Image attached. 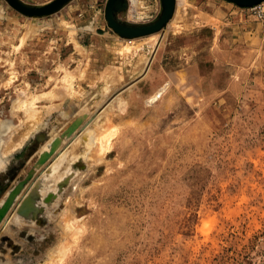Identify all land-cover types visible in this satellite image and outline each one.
<instances>
[{"label": "rangeland", "instance_id": "374dc122", "mask_svg": "<svg viewBox=\"0 0 264 264\" xmlns=\"http://www.w3.org/2000/svg\"><path fill=\"white\" fill-rule=\"evenodd\" d=\"M105 3L0 0V264H264V1Z\"/></svg>", "mask_w": 264, "mask_h": 264}, {"label": "water", "instance_id": "95a60500", "mask_svg": "<svg viewBox=\"0 0 264 264\" xmlns=\"http://www.w3.org/2000/svg\"><path fill=\"white\" fill-rule=\"evenodd\" d=\"M7 3L13 7L20 14L28 17H41L58 11L64 7L71 0H50L42 5H33L26 3L22 0H6ZM161 1V12L158 17L152 21L145 23H128L121 21L117 14L120 11L125 10L127 7V0H106L104 17L108 26L120 37L131 39L144 35L155 33L165 27L169 22L170 18L174 14L176 0H160ZM236 3L239 6H252L264 0H229ZM76 124L69 128V131L74 129ZM48 153H45V157ZM9 200H7L2 207H0V220L3 218L8 208Z\"/></svg>", "mask_w": 264, "mask_h": 264}, {"label": "bare ground", "instance_id": "6f19581e", "mask_svg": "<svg viewBox=\"0 0 264 264\" xmlns=\"http://www.w3.org/2000/svg\"><path fill=\"white\" fill-rule=\"evenodd\" d=\"M37 114L36 113H29L27 116V119H28V121H27V123H26V126H25V129H22L21 130V132H20V134H19V136H18V138H17V141L19 142V141H21L22 139H23V137H24V135L28 132V130L29 129H31L32 127H34V125L37 123V121H34V120H36V118H37V116H36ZM10 126L11 125H9L8 126V124H1L0 123V127H2V129H0V132H3V131H5V130H7L8 128L10 129ZM20 129V128H19ZM18 129V130H19ZM33 129V128H32ZM30 132V131H29ZM5 136V135H4ZM8 140V139H7ZM14 142V141H13ZM17 142V143H18ZM16 142H14V144H17ZM13 145L14 146V144H12V142H7V147L9 146V145ZM10 145V146H11ZM5 150V149H4ZM1 151V150H0ZM45 180V179H44ZM47 180V179H46ZM48 180H49V178H48ZM47 185V184H46ZM44 186V185H43ZM56 251V250H55ZM54 252V251H53Z\"/></svg>", "mask_w": 264, "mask_h": 264}]
</instances>
